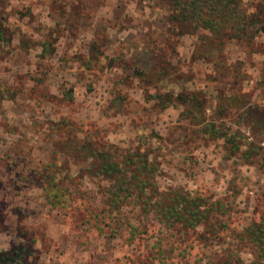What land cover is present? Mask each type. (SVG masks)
<instances>
[{
	"label": "rangeland",
	"instance_id": "1",
	"mask_svg": "<svg viewBox=\"0 0 264 264\" xmlns=\"http://www.w3.org/2000/svg\"><path fill=\"white\" fill-rule=\"evenodd\" d=\"M242 2L264 25V0ZM168 14L0 0L9 264H264V32L221 42ZM180 198L201 217L169 216Z\"/></svg>",
	"mask_w": 264,
	"mask_h": 264
},
{
	"label": "trees",
	"instance_id": "2",
	"mask_svg": "<svg viewBox=\"0 0 264 264\" xmlns=\"http://www.w3.org/2000/svg\"><path fill=\"white\" fill-rule=\"evenodd\" d=\"M161 1L167 6L168 18L178 27L180 34L208 30L212 37H218L223 42L224 39L230 38H253L255 34L264 32V25L260 23L256 15H250L245 11L242 0ZM101 169L105 173L115 176L117 181L123 176L119 164L112 160L101 161ZM139 179L141 177L137 174L131 180V184ZM116 186L117 189L113 192L115 199L124 189V186L119 183ZM174 202V204L165 207L169 216H178L189 220L193 218L194 220L201 217L203 213L191 200L180 198ZM0 264H9L8 253H0Z\"/></svg>",
	"mask_w": 264,
	"mask_h": 264
}]
</instances>
